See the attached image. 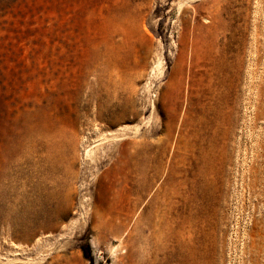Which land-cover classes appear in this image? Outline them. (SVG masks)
<instances>
[{
  "label": "rangeland",
  "instance_id": "374dc122",
  "mask_svg": "<svg viewBox=\"0 0 264 264\" xmlns=\"http://www.w3.org/2000/svg\"><path fill=\"white\" fill-rule=\"evenodd\" d=\"M188 84L203 123L194 134ZM123 107L126 120L112 127L95 119ZM53 112L63 134L54 139ZM123 141L152 143L162 172L106 239L91 187L103 170L96 160ZM172 167L182 183L171 196ZM155 207H172L164 255L176 247L187 264H258L264 0H0V264H150Z\"/></svg>",
  "mask_w": 264,
  "mask_h": 264
},
{
  "label": "bare ground",
  "instance_id": "6f19581e",
  "mask_svg": "<svg viewBox=\"0 0 264 264\" xmlns=\"http://www.w3.org/2000/svg\"><path fill=\"white\" fill-rule=\"evenodd\" d=\"M104 86L106 87L107 85H103V87ZM56 91H57L56 93H58V90ZM192 92H193V88L190 84H188L187 109L185 112L186 113L185 119L187 117L188 132L194 134V132L198 128L201 130V125L203 123L202 122H200L199 124L195 123V116L193 115V111H192L193 110ZM179 102L180 99L178 96L173 107V111L175 112V114L179 109L180 106ZM55 113H59V112H55ZM55 113L54 112L50 113L48 117L49 133H47V135L48 137L53 139L59 137L60 135H63L60 128L57 127V123L59 122L60 119L59 116L55 115ZM120 113L121 116L119 118L118 117L113 118L111 115H109V112L104 113L100 111L95 116L96 117L95 119L105 122L108 125V127H112L113 125L116 124V122L118 121L121 122L126 120V115L128 113L127 109L123 107V109L120 110ZM172 120L174 121L175 118H173ZM73 122H74L73 124H76L75 119ZM122 134L125 136L124 132H122ZM39 135L40 133L37 130L36 126L34 125L33 122H31L28 130L30 150L34 149L36 139ZM151 144H144L136 141H131V142L123 141L120 144L112 143L106 146V152L103 161L99 159V163H97L96 160V165H95V167H97L96 169L103 167V170L98 176V179L94 182L93 186L91 187L92 192H91L90 207H93L92 209L93 217L95 221L98 222V226L102 238L107 239L108 237H112V238L119 237V235L127 227L128 225L127 222L131 219V217H133L137 207H139L144 202L145 198H147L151 194V191L154 185L156 184L159 175L162 172V164H158L156 150L154 149L156 147L153 148ZM188 146L189 149L191 148V151L193 150V148H195L194 147L195 144L192 142V140L188 141ZM206 151L207 150H205V152ZM143 154H145V157L143 156ZM186 160H187V155H186ZM104 162H106V165L103 166ZM201 172L203 176L207 175V171H204V169L201 170ZM183 174L185 176L186 179L185 183L187 186V166L186 169L183 171ZM178 175H181L179 173L178 168L172 167L170 169L168 176L170 185L173 186V190H171L172 191L171 196L177 194V190L182 183L181 181H177L176 178ZM206 184H205V188L207 186ZM151 200L154 201V196L152 197ZM166 202L167 201L165 200L164 203ZM155 206H157V204ZM155 208H156L155 211L156 220L153 223L151 222V225L148 227L149 229H146L147 230L146 232H150V234H148L149 235L148 243L151 244L150 250L152 252L151 254L152 260L150 261V264H187V253H183V254L181 252L179 253V250H177L176 247L171 248L169 252H167V255H164L165 250L169 248L168 243L169 240L171 239L169 232L170 225H169V221L167 220V214L170 212L172 207H164V208L162 207L163 212L161 213H159L160 211L159 207H155ZM262 228L260 231L258 230L255 237V241L253 242L254 260H256L257 257L256 262L258 264H263V259H264V225ZM174 240L176 241V239ZM144 245H146V243H144ZM179 245L180 246L183 245L184 247H187V241H185L184 244L179 243Z\"/></svg>",
  "mask_w": 264,
  "mask_h": 264
}]
</instances>
